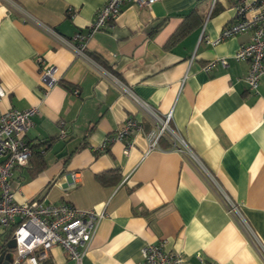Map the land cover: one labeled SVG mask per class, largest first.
<instances>
[{"label":"crops","instance_id":"0c3cea01","mask_svg":"<svg viewBox=\"0 0 264 264\" xmlns=\"http://www.w3.org/2000/svg\"><path fill=\"white\" fill-rule=\"evenodd\" d=\"M105 1L0 0V114L38 107L25 136L29 162L10 177L14 200L65 202L102 214L84 264H141L149 243L190 263L199 252L210 264H264V76L250 90L244 81L249 62L233 57L249 32L213 43L236 19V0L125 2L110 26L89 38L85 53L159 113H171L169 124L253 235L166 138L150 151L142 133L101 147L127 116L150 128L92 61L59 42L86 33ZM184 22L188 31L170 40ZM39 57L57 68L47 92L39 83ZM221 57L225 66L204 70ZM72 173L78 174L75 185ZM40 264L72 261L54 245Z\"/></svg>","mask_w":264,"mask_h":264},{"label":"built area","instance_id":"2783aa9c","mask_svg":"<svg viewBox=\"0 0 264 264\" xmlns=\"http://www.w3.org/2000/svg\"><path fill=\"white\" fill-rule=\"evenodd\" d=\"M128 1L131 0H106L96 11L86 33H75L69 39L59 37V42L69 47L75 57L90 60L85 53L89 38L98 30L109 27L118 16L121 6ZM133 1L141 7H148L157 0ZM233 9L236 19L221 30L218 39L213 43L249 32V41L242 44L233 57L235 60L249 62L244 81L250 90H255L259 79L264 76V0H236ZM71 13L72 8H69L68 14ZM92 62L96 71L110 79L119 92L132 102L150 124V128L144 131L142 122L127 116L123 124L105 139L101 147H106L112 141L127 139L142 133L150 151L160 149L158 144L160 138H166L173 149L190 158L200 172L219 189L228 211L238 216L242 225L252 233L236 204L219 188L213 176L182 136L169 124L171 113L165 115L159 113L153 106L138 97L128 85L122 83L99 64ZM38 63L40 64L39 83L47 92L58 80L57 68L44 64L40 57ZM218 64L225 66L227 61L223 57L216 58L207 62L204 70L208 71ZM72 93L77 95L78 89L73 88ZM4 95L5 91L0 86V100ZM37 113L38 107L32 106L22 110L9 108L0 114V238L4 239L13 227L11 237L15 241V247L12 264H40L48 258V252L54 245L64 250L72 264H84L83 258L87 246L102 214L92 210H79L65 202L44 203L39 199L24 202L14 200L10 177L14 169L24 167L29 162L32 150L25 136L32 125V117ZM64 136V131H60L59 137ZM70 177L72 185L79 182L77 173H72ZM141 255L143 260L141 264H210L199 252L196 253V263H190L181 253L165 251L161 243L146 244L141 250Z\"/></svg>","mask_w":264,"mask_h":264},{"label":"water","instance_id":"95a60500","mask_svg":"<svg viewBox=\"0 0 264 264\" xmlns=\"http://www.w3.org/2000/svg\"><path fill=\"white\" fill-rule=\"evenodd\" d=\"M4 239L0 238V264H12L13 263V248L15 247V241L11 237L5 244Z\"/></svg>","mask_w":264,"mask_h":264},{"label":"trees","instance_id":"16d2710c","mask_svg":"<svg viewBox=\"0 0 264 264\" xmlns=\"http://www.w3.org/2000/svg\"><path fill=\"white\" fill-rule=\"evenodd\" d=\"M190 28V25H188L187 23H182L179 28L172 34V36L170 37V40H176L181 38ZM12 231L13 229L6 235V237L4 238V247L5 248V244L6 242L11 238L12 236Z\"/></svg>","mask_w":264,"mask_h":264}]
</instances>
